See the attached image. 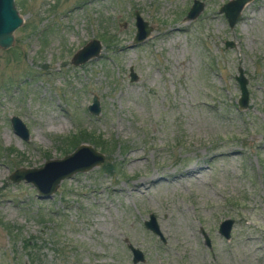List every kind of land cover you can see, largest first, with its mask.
I'll return each instance as SVG.
<instances>
[{
    "label": "rangeland",
    "instance_id": "obj_1",
    "mask_svg": "<svg viewBox=\"0 0 264 264\" xmlns=\"http://www.w3.org/2000/svg\"><path fill=\"white\" fill-rule=\"evenodd\" d=\"M199 1L187 19L192 0H14L22 23L0 48V264H264V0L247 2L232 27L218 12L227 0ZM134 11L151 27L136 44ZM91 39L99 54L72 65ZM93 96L97 115L86 109ZM74 140L103 161L45 199L9 181ZM185 168L195 172L157 184ZM149 214L159 234L144 227Z\"/></svg>",
    "mask_w": 264,
    "mask_h": 264
},
{
    "label": "water",
    "instance_id": "obj_2",
    "mask_svg": "<svg viewBox=\"0 0 264 264\" xmlns=\"http://www.w3.org/2000/svg\"><path fill=\"white\" fill-rule=\"evenodd\" d=\"M250 0H227L222 3L218 12L222 13L227 25L232 27L239 19L241 10L244 5ZM203 8V3L199 0H192L185 17L187 19L195 18ZM134 26L135 31L131 43L136 44L143 41L150 33L151 27L134 11ZM22 20L18 15L14 0H0V48L7 49L12 46V32L21 25ZM231 41H225V48L232 47ZM101 49L100 42L97 39H91L78 48L70 58V63L74 66L81 65L86 61L96 57ZM129 80H136V75L129 68ZM239 89V97L237 98V106L245 108L247 105V90L246 79L242 75L241 69H237V74L234 75ZM87 111L92 115H97L99 112V104L96 96H93L90 104L86 106ZM10 127L15 135L22 140H27L29 137L28 130L22 121L15 115L9 117ZM103 161V155L93 149L89 144L81 143L77 145L71 152L60 158L46 159L38 167H20L12 170L8 175V179L12 183L23 181L30 184L36 191L37 197L41 199L49 198L55 191L61 180L69 178L77 172H84L94 166L99 165ZM232 220L225 219L219 222L217 232L223 237L229 236ZM146 229L155 234H159L157 226L152 214H149L148 220L143 221ZM205 244H208L206 235L201 232ZM131 252V261L133 263L142 261L141 252L127 245Z\"/></svg>",
    "mask_w": 264,
    "mask_h": 264
},
{
    "label": "bare ground",
    "instance_id": "obj_3",
    "mask_svg": "<svg viewBox=\"0 0 264 264\" xmlns=\"http://www.w3.org/2000/svg\"><path fill=\"white\" fill-rule=\"evenodd\" d=\"M180 28V27H179ZM182 30H183V28H181ZM231 148V147H230ZM132 149V148H131ZM156 150V149H155ZM234 150V149H233ZM225 151V150H224ZM140 152V151H139ZM138 152V153H139ZM216 152V151H215ZM229 153H231V152H227V153H224L223 151H220L219 153H215V154H213V156H222V155H225V154H229ZM140 154V153H139ZM129 156V155H128ZM210 156V155H209ZM224 158V157H223ZM231 158V157H230ZM146 159V158H145ZM144 159V160H145ZM225 159V158H224ZM124 161H126V160H124ZM128 161V160H127ZM142 161V160H141ZM136 162H139V161H136ZM135 165V164H134ZM135 166H137V165H135ZM132 167H133V165H132ZM169 169V168H168ZM175 170V169H174ZM177 171H178V169H177ZM163 172V171H162ZM195 172V169H193V168H185V169H183L182 171H180V172H176V173H171L169 176H163V175H161V181H158V183L157 184H163L164 182H168L167 180H178V179H181V177H183V175H191L192 173H194ZM157 173V172H156ZM158 175V174H157ZM165 175V174H164ZM193 175V174H192ZM198 175V174H197ZM147 176V175H146ZM187 177V176H186ZM198 178V177H197ZM148 179V178H147ZM194 179V178H193ZM157 180H159V179H157ZM179 181V180H178ZM196 181V180H195ZM172 184V183H171ZM141 185H143V183H141V184H135V186H137V187H139V186H141ZM167 185V184H166ZM141 188V187H140ZM133 190H135V192H136V190H138V189H136V187H134V189ZM148 190V189H147ZM121 193V192H120ZM119 193V194H120ZM142 193V192H141ZM138 196H139V194H138Z\"/></svg>",
    "mask_w": 264,
    "mask_h": 264
},
{
    "label": "trees",
    "instance_id": "obj_4",
    "mask_svg": "<svg viewBox=\"0 0 264 264\" xmlns=\"http://www.w3.org/2000/svg\"><path fill=\"white\" fill-rule=\"evenodd\" d=\"M82 133H84V132H82ZM81 135H83V134H81V133H79V137H81ZM79 141H77V140H74V143L72 144V141H71V146H75V145H77V143H78ZM9 231H10V229H9ZM29 240H33L31 237H28V238H25V239H23L22 240V244H23V248L26 250L28 247H29V243H30V241ZM26 252V251H25ZM25 254H27L26 256L30 259V257H31V259L33 258L32 257V255H31V252L28 250Z\"/></svg>",
    "mask_w": 264,
    "mask_h": 264
}]
</instances>
